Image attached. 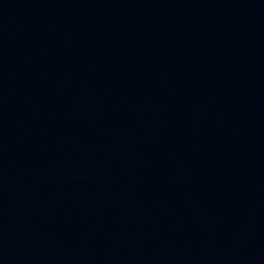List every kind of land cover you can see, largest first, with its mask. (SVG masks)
<instances>
[{
	"label": "water",
	"instance_id": "1",
	"mask_svg": "<svg viewBox=\"0 0 264 264\" xmlns=\"http://www.w3.org/2000/svg\"><path fill=\"white\" fill-rule=\"evenodd\" d=\"M0 264H229L159 0H0Z\"/></svg>",
	"mask_w": 264,
	"mask_h": 264
}]
</instances>
